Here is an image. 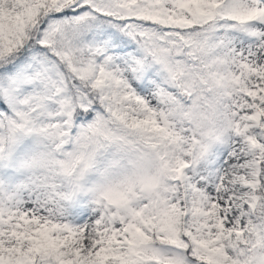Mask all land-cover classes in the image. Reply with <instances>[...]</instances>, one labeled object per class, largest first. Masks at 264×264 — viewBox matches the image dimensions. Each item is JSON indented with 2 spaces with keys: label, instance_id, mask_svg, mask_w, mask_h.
<instances>
[{
  "label": "snow or ice",
  "instance_id": "6c2138e0",
  "mask_svg": "<svg viewBox=\"0 0 264 264\" xmlns=\"http://www.w3.org/2000/svg\"><path fill=\"white\" fill-rule=\"evenodd\" d=\"M0 264H264V0H0Z\"/></svg>",
  "mask_w": 264,
  "mask_h": 264
}]
</instances>
